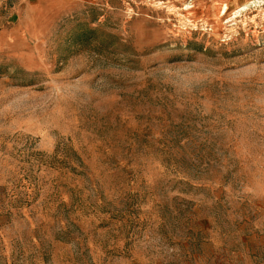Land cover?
Masks as SVG:
<instances>
[{"label": "rangeland", "instance_id": "rangeland-1", "mask_svg": "<svg viewBox=\"0 0 264 264\" xmlns=\"http://www.w3.org/2000/svg\"><path fill=\"white\" fill-rule=\"evenodd\" d=\"M0 264H264V0H0Z\"/></svg>", "mask_w": 264, "mask_h": 264}, {"label": "crops", "instance_id": "crops-1", "mask_svg": "<svg viewBox=\"0 0 264 264\" xmlns=\"http://www.w3.org/2000/svg\"><path fill=\"white\" fill-rule=\"evenodd\" d=\"M29 1H30V0H29ZM21 2H22V3H26V2H27V0H23V1L21 0Z\"/></svg>", "mask_w": 264, "mask_h": 264}]
</instances>
